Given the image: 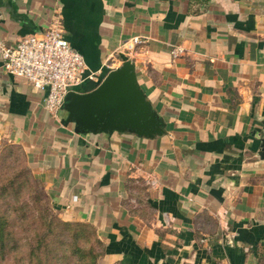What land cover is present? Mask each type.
<instances>
[{
  "label": "crops",
  "instance_id": "crops-1",
  "mask_svg": "<svg viewBox=\"0 0 264 264\" xmlns=\"http://www.w3.org/2000/svg\"><path fill=\"white\" fill-rule=\"evenodd\" d=\"M53 16L91 71L131 61L162 128L80 131L0 61V141L57 215L93 227L99 264H264V0H0V41Z\"/></svg>",
  "mask_w": 264,
  "mask_h": 264
},
{
  "label": "rangeland",
  "instance_id": "rangeland-1",
  "mask_svg": "<svg viewBox=\"0 0 264 264\" xmlns=\"http://www.w3.org/2000/svg\"><path fill=\"white\" fill-rule=\"evenodd\" d=\"M0 214L8 217L19 247L0 257V264H85L70 253L77 242L69 230L59 232L62 225L57 219H62L32 177L23 150L4 141H0ZM89 241L98 263L100 248Z\"/></svg>",
  "mask_w": 264,
  "mask_h": 264
},
{
  "label": "built area",
  "instance_id": "built-area-1",
  "mask_svg": "<svg viewBox=\"0 0 264 264\" xmlns=\"http://www.w3.org/2000/svg\"><path fill=\"white\" fill-rule=\"evenodd\" d=\"M145 41V37L137 35L124 39L117 46L116 54L128 57ZM180 52L179 47L170 50L173 56ZM0 61L5 73L20 77L30 86L40 89L43 109L49 116L57 118L64 111L68 91L87 80L96 87L101 78L114 69L116 60L110 59L106 63L105 74L91 71L82 55L66 39L60 17L53 16L44 31L24 35L15 45L8 46L0 41Z\"/></svg>",
  "mask_w": 264,
  "mask_h": 264
},
{
  "label": "water",
  "instance_id": "water-1",
  "mask_svg": "<svg viewBox=\"0 0 264 264\" xmlns=\"http://www.w3.org/2000/svg\"><path fill=\"white\" fill-rule=\"evenodd\" d=\"M64 110V122H73L80 131L107 133L129 129L145 136L162 131L161 121L151 111L137 83L134 65L128 59L108 71L90 91H68ZM260 148L264 154V136Z\"/></svg>",
  "mask_w": 264,
  "mask_h": 264
},
{
  "label": "trees",
  "instance_id": "trees-1",
  "mask_svg": "<svg viewBox=\"0 0 264 264\" xmlns=\"http://www.w3.org/2000/svg\"><path fill=\"white\" fill-rule=\"evenodd\" d=\"M37 183H39L37 181ZM40 184V183H39ZM41 186V185H40ZM62 225L59 232L61 234L66 231H70L71 237L77 243H73V247L70 249L72 256H76L77 259L83 261L85 264H98L97 257L98 253H95L93 250V245L90 244V239H93L94 242L100 248V241L95 235L93 227L86 223L78 222H66L60 219H57ZM58 237V236H56ZM15 237L10 230V223L8 217L6 218L0 214V257H4L8 252L13 251L14 248L18 251L19 247L14 242Z\"/></svg>",
  "mask_w": 264,
  "mask_h": 264
}]
</instances>
